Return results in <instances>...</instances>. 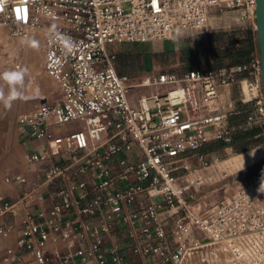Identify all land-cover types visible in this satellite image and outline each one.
<instances>
[{
  "label": "built area",
  "instance_id": "built-area-1",
  "mask_svg": "<svg viewBox=\"0 0 264 264\" xmlns=\"http://www.w3.org/2000/svg\"><path fill=\"white\" fill-rule=\"evenodd\" d=\"M255 0H0V29L24 35L27 29L44 33L43 71L58 89L52 101L37 100L18 121L31 137L45 141V152L26 156L41 162L70 156L74 171L94 168L96 195L83 207L66 202L79 214L98 215L99 229L87 235L80 226L61 222V206L49 212L45 225L60 232L68 246L77 238L93 237L86 249L69 252L62 262L79 257L95 264H128L118 245L101 251L99 231L108 232L120 220L133 239L138 264H264V176L198 211L189 201L190 190L202 183L188 181L189 155L220 139L227 149L236 133L254 131L264 143V103L261 66L256 48L250 60L214 70L152 72L134 81L116 71L108 45L147 44L173 40L178 32L204 28L218 13L239 11L248 16ZM249 23V22H248ZM251 23V22H250ZM252 24V23H251ZM255 33V25L252 24ZM243 87L235 110L243 106V120L228 123L223 92ZM143 89L147 92L141 93ZM140 93V94H139ZM136 145L140 159L121 160L118 173L110 158ZM203 169L210 162L199 155ZM54 165L46 183L63 177ZM137 182L112 190L116 181ZM17 179V178H16ZM84 182L79 187H84ZM141 196L137 209L132 204ZM40 197L33 190L9 203L0 197V218L18 204ZM6 227H0L5 235ZM39 235L36 236V233ZM140 237H144L145 243ZM48 233L30 216L20 241L38 261L43 260Z\"/></svg>",
  "mask_w": 264,
  "mask_h": 264
},
{
  "label": "rangeland",
  "instance_id": "rangeland-1",
  "mask_svg": "<svg viewBox=\"0 0 264 264\" xmlns=\"http://www.w3.org/2000/svg\"><path fill=\"white\" fill-rule=\"evenodd\" d=\"M252 15L253 13H249L246 16L245 13L239 11L218 13L217 17L213 19L212 26L209 23L207 29L195 28L178 32L172 41L144 45L125 44L117 45L115 48L134 51L136 47L141 46L146 53H151L159 49H167L172 45L176 49L188 48L191 46L189 42L191 39L186 37L191 33L194 35L193 38L209 33L246 29L253 34L252 24L254 22ZM228 27L232 28L225 29ZM29 30H31L30 33ZM255 50L256 46H253L250 57L255 53ZM188 57L191 60L185 59L187 60L185 62L187 68L194 65L195 61H201V58L194 55ZM43 60V31L27 29L24 35H10L8 30L0 29V77L3 73L9 71L24 70L25 72L23 86H17L22 93L21 97L13 100L10 108L6 107L3 101H0V186L3 185L6 178L18 175L26 164V158L22 151V139L20 138L19 115L31 109L39 98H41V101H52L57 97V85L45 75ZM169 65L162 66L159 70H153L152 72H159ZM172 67L173 69H181L183 66L175 63L169 69H172ZM129 76L136 81L142 74H131ZM0 90H3L5 97L10 92L8 84L2 78H0ZM145 92H147L146 89L141 91V93ZM230 93L231 102L229 101L230 104L223 107L229 112L233 111L227 116L228 119L237 115L241 116L245 111L244 107L240 106L238 114H235L237 113V110H235L236 104H232V102L242 98L243 87L231 89ZM216 141L222 140L216 139L211 142ZM222 142L228 145L226 142ZM198 154L203 155L204 159L210 162L208 168L203 169L201 167ZM185 162L190 166L191 173H185L184 177L188 181L198 178L202 180L200 185L194 186L189 192V201L192 207L201 211L264 176V143L255 138H247L243 142L233 145L231 150L227 149L226 146L208 155L197 152L196 155H189ZM197 173L199 176H196Z\"/></svg>",
  "mask_w": 264,
  "mask_h": 264
},
{
  "label": "crops",
  "instance_id": "crops-1",
  "mask_svg": "<svg viewBox=\"0 0 264 264\" xmlns=\"http://www.w3.org/2000/svg\"><path fill=\"white\" fill-rule=\"evenodd\" d=\"M191 33L186 38H190L191 46L188 48L197 50V43L199 37L193 38ZM172 41V40H170ZM187 43V42H184ZM125 45V44H124ZM144 45V44H138ZM117 45H108V50L111 53L125 52V53H137L143 52L145 55H150L155 52L168 51L175 48L173 45L167 49H159L157 51L146 53L141 46L136 47L134 51L116 49ZM178 50L180 48H177ZM200 55V56H199ZM201 54H197V58H201ZM181 64L185 66V62H181L176 55L173 62L164 70H170L171 66ZM182 67V68H183ZM181 68V69H182ZM173 69V67H172ZM146 72L133 73V74H145L152 73L151 66L147 67ZM157 70V69H156ZM180 70V69H175ZM145 73V74H144ZM128 74V73H127ZM141 76V77H142ZM231 90L223 92L220 96V102L223 107L229 105ZM232 104H236L235 101ZM241 118L242 116H234V118ZM22 139V151L26 156L41 155L45 152V141L42 139H35L30 136L27 128H20ZM141 157L139 148L134 145L131 150L126 152H120L113 155L108 161L109 165L114 166L111 173H118L121 168L117 166V163L124 160L126 163L133 164L137 162ZM57 165L65 171V175L53 181L52 183H46V175L48 171ZM75 165L70 156H55L48 160L41 162H30L26 159L24 168L18 173V175H12L6 178L3 185L0 186V197H3L5 201L14 203L18 201L25 193L36 190L40 192V197H32L28 204H18L13 213L6 214L0 218V227H6L7 232L5 235H0V264H95L94 260L88 259L87 261H81L79 257H74L71 261L62 262V257L69 252H75L77 250L86 249L89 247L93 237L88 236L86 238H77L74 240L73 246L69 247L67 242L62 240L60 232H54L50 226L45 225L50 220L49 212L55 206H61L60 218L61 222H69L74 226H80L78 231H84L87 235H90L94 229H99L98 215H85L79 214L75 206L69 208H63L62 205L70 201H78V206H85L95 195L94 186L98 183V180L93 177L94 168L92 166L86 167V172L83 174L74 171ZM17 178V179H16ZM197 178V177H196ZM84 182V187H79V184ZM136 177L131 175L129 179L124 181H116L112 190H122L126 186L136 183ZM142 197L139 196L137 200L132 204L131 209H137ZM33 218V221L40 225V230H44L48 233L47 244L45 248V254L42 261H38L34 258L33 254L25 249L21 245L20 241L24 238L25 221L27 217ZM39 232L36 233V236ZM97 236L101 238L102 245L101 251L105 258L109 260V255L106 252L107 247L110 244L118 245L121 252L124 254L128 264H138L142 261V257L135 255L132 252V246L134 244L133 239L128 235L127 228L116 219L111 225L108 232L99 231ZM141 242L145 243L144 237H140Z\"/></svg>",
  "mask_w": 264,
  "mask_h": 264
},
{
  "label": "trees",
  "instance_id": "trees-1",
  "mask_svg": "<svg viewBox=\"0 0 264 264\" xmlns=\"http://www.w3.org/2000/svg\"><path fill=\"white\" fill-rule=\"evenodd\" d=\"M254 22V21H253ZM228 27L225 29H230ZM254 38V43H253ZM256 46V33H251L250 30H233L230 32H216L200 36L197 43V50L191 48H172L168 51L155 52L150 55H145L143 52L125 53L115 52L114 65L119 75H131L133 73H143L148 71L147 67L160 69V67L170 64L174 61L176 55L181 62H186L189 55L201 54V61H195V64L190 67H183L180 70H160L159 72H185L188 70H214L216 68L225 67L234 64H244L250 60V53ZM200 56V55H199ZM188 58V59H187ZM187 59V60H185ZM128 73V74H127ZM242 116V115H241ZM240 117H231L228 119L230 124L241 122ZM254 131H246L236 133L231 141V145L243 142L247 138H253ZM227 145L222 141L211 142L201 147L198 152L210 154L220 150Z\"/></svg>",
  "mask_w": 264,
  "mask_h": 264
},
{
  "label": "clouds",
  "instance_id": "clouds-1",
  "mask_svg": "<svg viewBox=\"0 0 264 264\" xmlns=\"http://www.w3.org/2000/svg\"><path fill=\"white\" fill-rule=\"evenodd\" d=\"M25 72L24 70H14L2 74V78L9 86L10 92L5 97L3 90H0V101H3L6 107H11V102L21 97L22 93L18 90L17 86H23ZM264 192V187L259 189Z\"/></svg>",
  "mask_w": 264,
  "mask_h": 264
},
{
  "label": "water",
  "instance_id": "water-1",
  "mask_svg": "<svg viewBox=\"0 0 264 264\" xmlns=\"http://www.w3.org/2000/svg\"><path fill=\"white\" fill-rule=\"evenodd\" d=\"M257 24L255 25L257 50L261 66V86L264 103V0H255Z\"/></svg>",
  "mask_w": 264,
  "mask_h": 264
},
{
  "label": "bare ground",
  "instance_id": "bare-ground-1",
  "mask_svg": "<svg viewBox=\"0 0 264 264\" xmlns=\"http://www.w3.org/2000/svg\"><path fill=\"white\" fill-rule=\"evenodd\" d=\"M252 13H253V15H252V17H253V21H254V25H256L257 24V18H256V9L254 8L253 10H252ZM30 31L31 30H29V33H30ZM35 33V32H34ZM34 52V51H33ZM36 52V51H35ZM36 54V53H35ZM37 55V54H36ZM38 56V55H37ZM34 58V57H33ZM37 64V63H36ZM30 91V90H29ZM196 176H199V174L197 173L196 174Z\"/></svg>",
  "mask_w": 264,
  "mask_h": 264
}]
</instances>
